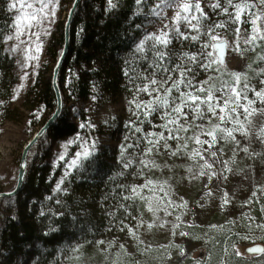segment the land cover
Instances as JSON below:
<instances>
[{
    "label": "rangeland",
    "instance_id": "rangeland-1",
    "mask_svg": "<svg viewBox=\"0 0 264 264\" xmlns=\"http://www.w3.org/2000/svg\"><path fill=\"white\" fill-rule=\"evenodd\" d=\"M248 1L231 0L230 3L228 0L225 4L230 18L228 26L214 36L215 40H226L224 63L220 65L211 45L213 60L207 59L212 61L210 71L198 87H193L212 88L221 106L228 97L235 100L231 92L235 88L240 93L236 111L221 122L219 116L223 113L219 109L213 116L207 111V105H201L202 117H197L192 109L176 124L168 123L177 120L171 117L167 130L161 134L164 139L159 135L157 148L151 152H138L133 145L134 150L122 157L123 161L136 164L128 172L125 184L142 201L133 232L116 244H75L52 264H227V253L232 251L244 258L255 254L249 249L264 239V3L251 0L249 11ZM215 2L158 1L153 18L145 26L146 33L152 36L167 33L169 37L198 30L199 14L213 7ZM9 3L13 27L4 38V51L13 59L11 78L14 81L8 103L10 111L0 128L2 191L9 190L15 183L20 151L32 131L30 120L37 107L26 93L39 68L47 75L51 61L48 44L53 40L55 43L56 26L64 20L69 6L67 0H9ZM45 3L49 7L39 12ZM185 3L191 6L187 12L182 11ZM236 5L242 8L239 20ZM247 10L242 20L243 11ZM33 13L39 23L31 21ZM257 28L259 32L254 31ZM198 90L190 92L206 98L207 91ZM76 104L85 116L78 121L80 132L62 140H45L30 152L34 154L48 148L51 162L57 164L63 160L65 172L74 168H69V164L82 151V146L90 152L98 145H110L119 150L133 138L124 130L134 116L127 98L100 100L93 95ZM81 124L89 126L81 128ZM181 125L188 131L182 130ZM216 125L232 130V136L228 137L226 131L217 132L216 143L209 148L211 137L200 133ZM197 135L209 143H196ZM194 152L199 155L194 156ZM5 204V200L0 201L2 214ZM222 234L226 239L236 236L239 242L229 248L223 243L224 250L218 253L212 243ZM263 263L264 259H258L248 264ZM13 264L32 262L18 257Z\"/></svg>",
    "mask_w": 264,
    "mask_h": 264
},
{
    "label": "trees",
    "instance_id": "trees-1",
    "mask_svg": "<svg viewBox=\"0 0 264 264\" xmlns=\"http://www.w3.org/2000/svg\"><path fill=\"white\" fill-rule=\"evenodd\" d=\"M67 1L69 5L72 2ZM158 1L161 0H81L71 25L69 53L58 76L62 113L31 150L45 140H62L80 132L78 121L85 116L76 103L93 95L100 100H129L134 116L124 130L133 138L119 150L98 145L90 156L67 172L63 160L51 162L48 148L34 154L30 150L20 192L0 199L6 201L3 214L0 210V264H13L18 257H25L32 264H52L75 244H116L133 232L142 201L125 184L128 172L136 164L123 161L122 157L134 150L133 145L138 152L157 148V137L167 130V121L171 117L177 119L173 108L179 104L181 93L198 90L193 87H198L210 71L213 37L223 32L230 19L225 8L228 0H216L213 7L199 14L198 30L175 33L163 45L146 39L152 37L147 35L145 26L153 18ZM246 8H252L251 0ZM246 12L243 11L242 20ZM63 22L56 26L55 43L53 40L48 44L51 61L47 75L39 68L26 93L37 107L31 116L29 137L55 108L51 72L62 47ZM12 27L9 0H0V128L10 111L8 103L14 81L13 59L4 51V38ZM142 41L143 50L138 51ZM157 53L164 54L162 60ZM153 79L167 83L156 92L152 89L159 85H150ZM180 80L183 83L172 91L168 107L160 106L151 112L143 107ZM145 85H149L147 92L142 91ZM137 104L142 107L137 108ZM183 111V116L191 113L188 107ZM226 238L223 234L214 238L212 246L216 252L222 251L223 243L229 248L239 242L236 236ZM257 242H261L257 244L262 247L261 252L244 258L232 251L225 261H262L264 239ZM214 259L218 261L216 256Z\"/></svg>",
    "mask_w": 264,
    "mask_h": 264
},
{
    "label": "snow or ice",
    "instance_id": "snow-or-ice-1",
    "mask_svg": "<svg viewBox=\"0 0 264 264\" xmlns=\"http://www.w3.org/2000/svg\"><path fill=\"white\" fill-rule=\"evenodd\" d=\"M229 2L231 3V0H229ZM261 3H264V0H261ZM12 7H15V4H13ZM29 7H32V6L29 5ZM48 7H49L48 3L43 4L42 7L39 9V12L43 13L44 9L48 8ZM190 7L191 6L189 4L185 3L182 5V11L187 12L190 10ZM195 7L197 8V10H199V8H200L199 4H196ZM236 7L238 9L237 13H236V19L239 20L240 12L242 11V8L240 5H236ZM180 18H181L180 14L177 13L176 19L179 20ZM185 19H186V17H185ZM256 19L258 20V19H260V17L258 16V17H256ZM31 21H34L36 23L40 22L35 13H33L31 15ZM255 23H256V21L254 20L253 24H255ZM29 26H31V22H30ZM218 26H222V25H218ZM18 31H19V29H18ZM254 31L259 32V29L258 28L254 29ZM166 37H167V33H163L160 36L146 37V39H153L160 44L167 45L169 43V41ZM253 38L255 39V37H253ZM9 39H11V37H9ZM193 39H195V37H193ZM213 39L215 40L216 37H213ZM143 43L144 42L142 41L141 44L138 46V51L143 50ZM215 47H216L217 51L221 53V56L218 57V59H220V62L222 63L223 62L222 61V52H223L224 44L221 41L218 45H215ZM157 55L161 60L163 59V55H164L163 53H157ZM181 75L183 76L184 73H181ZM237 81H239V76H237ZM166 83L167 82H159V81L154 80V79L150 81V85H159V87L152 89L153 91H156V92H159L161 89H163L164 85ZM182 83H183V80H180L176 83H173L171 87H168L164 90L163 95H157L153 101L149 102L148 105L143 106V107H146L148 112L155 111L156 108L160 107V106L168 107L169 106V98L171 96L172 91L174 89H178L180 84H182ZM205 83H207V82H205ZM142 91H146V92L149 91V85H145L144 88L142 89ZM198 91L199 92L207 91L206 98L202 99L199 95H194L191 92L181 93L179 104L173 108V111L178 114L177 120H175V121L170 120L168 123L176 124L179 120V117L185 115V113L183 111L185 107L192 109L196 113L197 117H202L203 112L201 110V105H207V111L210 112L213 116H215L217 114V109H219V111L221 113H223V115L219 116V119L221 122H223L225 119L228 118V114L230 112H235L236 107L239 106L240 93L235 88L231 89V92L235 96V100H233L232 97H228L227 99H225L223 101V106H221L220 103H218V98L214 96V94H213L214 90L212 88H208L207 90H205L202 87ZM257 95L261 96L262 94L257 93ZM251 103L252 102L249 101V104H251ZM136 107L140 108V107H142V105L137 104ZM245 111H247V109H245ZM54 115H56V114H54ZM249 115H251V113H249ZM87 126H89V125L81 124V128L87 127ZM165 127H167V124L165 125ZM180 127L182 128V130L188 131V128H185L182 125ZM197 127H200V126L197 125ZM137 131H140V130L137 129ZM222 131H226L228 137L232 136V130L221 129L219 127V125H216V126L212 127L210 131L205 132L202 130V132L200 133L201 135L206 134V135L210 136L211 137V143H209L208 141L200 140L199 135L195 136L194 139L196 140V143H198V144L209 143V148H211L216 143L217 132H222ZM169 138H175V137L170 136ZM76 139L79 140L80 138L77 137ZM160 139H164V137L161 135ZM74 142L75 141H70L69 143H74ZM150 143H152V142L150 141ZM65 147H67V146H65ZM148 151L151 152L152 149L149 148ZM90 155H91V152L87 148H83V146H82V151L78 152L76 154V157L70 162L69 168L78 166L81 159H86ZM193 155L194 156L199 155V152H194ZM212 155H215V153H212ZM63 158H64L63 155H61L60 159H63ZM126 167H127V165H126ZM66 175H67V173H66ZM58 187H59V185H58ZM133 191H135V189ZM249 251H258V249H249Z\"/></svg>",
    "mask_w": 264,
    "mask_h": 264
},
{
    "label": "water",
    "instance_id": "water-1",
    "mask_svg": "<svg viewBox=\"0 0 264 264\" xmlns=\"http://www.w3.org/2000/svg\"><path fill=\"white\" fill-rule=\"evenodd\" d=\"M81 3V0H72L70 3L68 10L65 15V19L63 22V29H62V47L59 53V56L52 68L51 72V88L54 94L55 99V108L51 115L43 122V124L38 127L32 135L25 141L23 144L19 160L17 164V170H16V177H15V183L13 188L5 191H0V199L2 198H11L16 196L22 187L23 180L26 174L27 169V158L29 151L31 148L36 144V142L44 135V133L50 128L52 124L60 117L63 109V99H62V93L60 86L58 84V76L61 70V67L69 53L70 49V38H71V25L74 19V15L76 13L77 8L79 7ZM223 42L224 48L222 52V63L220 62V59H218L220 65L224 63L225 55H226V40H215L212 42V48L216 55V57H220L221 53L217 51L215 45H218L220 42ZM56 114V115H54ZM251 249H258V251H253V253H259L262 250V247L259 245H254L251 247Z\"/></svg>",
    "mask_w": 264,
    "mask_h": 264
}]
</instances>
